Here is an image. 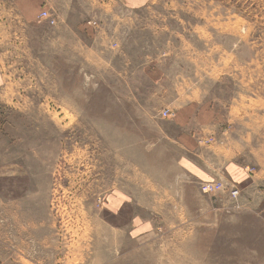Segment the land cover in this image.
Masks as SVG:
<instances>
[{"label": "rangeland", "instance_id": "374dc122", "mask_svg": "<svg viewBox=\"0 0 264 264\" xmlns=\"http://www.w3.org/2000/svg\"><path fill=\"white\" fill-rule=\"evenodd\" d=\"M46 2L0 0V264H264V207L203 191L163 118L206 104L264 166V0Z\"/></svg>", "mask_w": 264, "mask_h": 264}, {"label": "crops", "instance_id": "0c3cea01", "mask_svg": "<svg viewBox=\"0 0 264 264\" xmlns=\"http://www.w3.org/2000/svg\"><path fill=\"white\" fill-rule=\"evenodd\" d=\"M147 1L149 0H134L137 6L145 5ZM17 5L19 9L21 8L22 16L28 21L36 20L45 10L43 7L52 8L46 0H17ZM124 22L127 23L122 19V24ZM83 26L82 29L78 26V32L80 34L84 32L86 36L93 37L96 32L92 30L91 21L84 23ZM122 34L124 30L121 31ZM144 72L155 86H162V82H165L164 70L160 65L147 66ZM4 80L3 74H0V87L5 85ZM185 83L186 81L182 82V84ZM161 88L164 93L174 92L173 89V92L165 90L164 84ZM171 111L170 117L167 115L163 118L170 126L167 134L170 144L177 150V164L181 171L197 180L218 178L225 181L236 186L243 197L249 193L251 198H256L250 207L258 208L261 205L264 207V166L252 169L246 164L231 159L226 143L219 140L221 121L217 113L208 105L195 102L178 105ZM262 209L264 211V208Z\"/></svg>", "mask_w": 264, "mask_h": 264}, {"label": "built area", "instance_id": "2783aa9c", "mask_svg": "<svg viewBox=\"0 0 264 264\" xmlns=\"http://www.w3.org/2000/svg\"><path fill=\"white\" fill-rule=\"evenodd\" d=\"M41 16L45 19H48L49 22L54 24L56 22V16L50 13L49 11H42ZM167 115V114H166ZM203 191H220L221 189L226 190L231 198L237 199L240 195L239 189L234 186L226 183L225 181L218 180L216 182H205L201 186Z\"/></svg>", "mask_w": 264, "mask_h": 264}]
</instances>
